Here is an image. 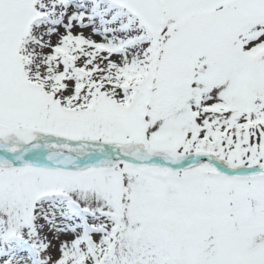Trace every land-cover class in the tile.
I'll use <instances>...</instances> for the list:
<instances>
[{
  "label": "snow or ice",
  "instance_id": "1",
  "mask_svg": "<svg viewBox=\"0 0 264 264\" xmlns=\"http://www.w3.org/2000/svg\"><path fill=\"white\" fill-rule=\"evenodd\" d=\"M0 264H264V0H0Z\"/></svg>",
  "mask_w": 264,
  "mask_h": 264
},
{
  "label": "rangeland",
  "instance_id": "2",
  "mask_svg": "<svg viewBox=\"0 0 264 264\" xmlns=\"http://www.w3.org/2000/svg\"><path fill=\"white\" fill-rule=\"evenodd\" d=\"M97 39H99V38L97 37Z\"/></svg>",
  "mask_w": 264,
  "mask_h": 264
}]
</instances>
